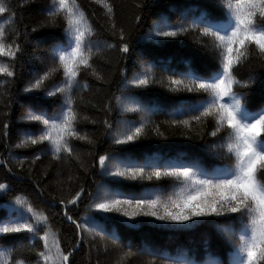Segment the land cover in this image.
I'll list each match as a JSON object with an SVG mask.
<instances>
[{"label": "snow or ice", "instance_id": "snow-or-ice-1", "mask_svg": "<svg viewBox=\"0 0 264 264\" xmlns=\"http://www.w3.org/2000/svg\"><path fill=\"white\" fill-rule=\"evenodd\" d=\"M109 19L112 34L118 32L119 42L111 43L93 40L96 29L79 0H51L46 7L47 21L56 26L57 20L63 22V36L50 47L51 63L42 73H36L23 87L25 94L35 96L43 93L45 97L58 98L55 110H50L45 103H29L20 120L34 124L24 133V139L15 144V148L43 145L41 152L33 157V162L41 155L50 154L54 161L70 163L80 160L77 145L73 141H86L94 144L87 133L81 134L79 124L92 120L82 114L80 105L84 95L91 91L92 85L87 79L90 75L97 81H104L105 76L98 69L96 58L118 47L124 56L131 52L132 45L126 36L125 28L117 29L115 23V5L110 0H95ZM219 5V14L210 11L201 12L188 25L183 22L170 23L161 16L154 21L153 30L144 37L158 40L160 43L188 33L198 32L195 42L209 47L215 53L217 65L214 70L199 74L191 65L186 72L168 78L167 88L172 92L200 94L195 102L181 105L177 114L185 119H173L171 124L191 128L193 125L206 126L212 122L211 137L218 134L219 143L210 145L219 149L231 165L222 168H205L199 161L189 163H170L163 168L149 162L137 164L130 160H117L116 155L105 153L98 156L101 175L130 180L175 177L182 181V187L167 199L136 198L119 191H113L103 184H98L95 192L87 193L83 185L78 190H70L66 197L59 200L63 218L74 226V243L67 250L62 246L60 233L54 232L52 223L44 210L34 206L24 194H12V186L0 182V197L8 196L10 214L0 217V235L26 233L28 243L18 246L0 245V264H73V254L85 239V233H92L98 227V219L111 218L107 214L118 213L138 225L137 217H152L158 221L182 228H192L197 224H214L230 245L228 264H264V105L250 109L247 104L248 90L256 82L258 73L255 68L248 69L246 78L241 77L238 69L249 63L253 53L264 62V0H215ZM144 3L134 7L143 10ZM191 12L182 13L186 21ZM139 25L142 15L135 16ZM15 20V10L8 3L0 0V101L8 93L7 85L17 77V61L21 59L24 48L19 42L21 33ZM32 32H37L33 28ZM14 33V35H13ZM24 35H28L27 29ZM163 38V39H160ZM57 74L59 78L57 79ZM124 96L115 97L118 106L124 112H138L144 109L135 99L132 87L145 88L154 83L147 71L128 78L121 70ZM52 80L51 84L48 81ZM237 86L242 89L237 91ZM55 102V100L53 101ZM111 110V105L104 106ZM106 134L116 145H129L146 135V124L131 121H118L114 126L108 119L103 121ZM0 138L9 136L10 123H3ZM159 134V127L154 129ZM6 148L7 144L4 145ZM24 160L19 163L22 166ZM83 166V165H82ZM0 167H7L8 161L0 159ZM114 168V171H109ZM39 189V184L36 185ZM91 198L89 211L97 215L80 218L73 214L85 196ZM55 199V198H53ZM15 205L16 207H13ZM50 207H57L55 203ZM230 214H237L232 216ZM207 218H221L209 220ZM191 222V223H189ZM36 241L42 242V249L37 250ZM34 252V257L32 253ZM135 255L129 249L122 251L117 264ZM149 264H155V260ZM162 264H225L219 255L211 250L210 242L205 241L204 259L195 254L179 251L176 256H167Z\"/></svg>", "mask_w": 264, "mask_h": 264}, {"label": "trees", "instance_id": "trees-1", "mask_svg": "<svg viewBox=\"0 0 264 264\" xmlns=\"http://www.w3.org/2000/svg\"><path fill=\"white\" fill-rule=\"evenodd\" d=\"M8 3V0H3ZM115 5V23L117 29L125 28L126 36L132 45L130 54L122 56L118 47L115 51L96 58L98 69L105 76L104 81H97L88 75L91 91L84 95V102L80 105L82 114L89 115L92 120L82 121L79 124L81 134L87 133L95 141L89 144L86 141H73L77 145L80 160L72 159L70 163L54 161L50 154L41 155L33 162V157L42 151L43 145L15 148L14 145L24 139V133L36 125H30L19 119L29 103L39 101L45 103L50 110H55L58 98L45 97L43 93L35 96L23 93L22 89L29 79L36 73H42L50 65V47L63 36V22L57 20L56 26L49 24L41 27L47 21L46 7L51 0H11L15 10V20L21 39L19 42L24 48L23 55L17 61V77L8 84L7 90L13 102L6 94L0 101V133L3 132V123H10L9 136L0 138V159L8 161L7 167H0V182H7L12 186V194H24L29 197L34 206L44 210L49 216L54 232L60 233L62 246L67 250L74 243V226L63 218L59 200L66 197L70 190H78L83 185L87 193L95 192L98 184H103L113 191H119L135 196L136 198L167 199L174 195L181 187L182 181L175 177L153 178L151 180L113 178L100 174L98 156L106 152L114 154L117 160L132 161L137 164L149 162L161 168L170 163H189L199 161L205 168H222L231 165L219 149L210 147L212 143H219V137L207 135L212 130V122L206 126L193 125L191 128L171 124L173 119L182 120L186 116L177 114L181 105H188L200 94L187 92H172L167 88L170 76L186 72L189 66L199 74L214 70L217 65L215 53L209 47L195 42L198 32L190 30L182 36L171 39L170 42L160 43L158 40H149L144 37L153 30L154 21L161 16L167 17L170 23L183 22L185 27L203 11L219 14V5L215 0H110ZM144 3V9L134 7L136 3ZM85 9L96 35L93 40L103 42L107 39L118 45L119 35L112 34L110 21L105 10L95 0H79ZM191 12L187 20H182V13ZM142 15V22L137 25L135 16ZM37 32H32V29ZM27 29L28 35H24ZM14 35V33H13ZM163 39V38H160ZM255 68L258 73H264V62L253 53L252 59L238 69L241 77L246 78L248 69ZM121 70L131 78L133 75L145 71L153 78L154 83L145 88L132 87L135 99L144 109L138 112H124L118 106L115 97L127 94L122 89ZM57 79L59 74H57ZM53 81L49 80L48 84ZM4 89H0L3 91ZM237 91H241L238 86ZM55 100V102H53ZM111 105V110L104 106ZM247 104L250 109H257L264 105V76H258L256 82L248 90ZM108 119L114 126L118 121H131L146 124V135L129 145H116L106 134L103 121ZM159 127V134L155 128ZM7 144L6 148L4 145ZM24 160L21 166L19 161ZM83 165V166H82ZM110 168L109 171H114ZM39 184V189L36 185ZM55 198V199H53ZM91 198L85 196L73 214L86 218L87 215H97L89 211ZM8 196L0 197V217L10 214ZM55 203L57 207H50ZM13 207H16L13 205ZM108 219H98V227L92 233H85V239L74 252L73 264H117L120 253L131 249L135 255L126 258L122 264H162L167 256H176L179 251L195 254L196 258L204 259L205 241L210 242L211 250L219 255L225 264H228L230 245H228L214 224H197L192 228H182L170 225L152 217L140 216L136 218L138 225L118 213L107 214ZM236 216L237 214H230ZM220 220L221 218H207ZM191 223V222H189ZM26 233H12L0 235V245L18 246L27 244ZM37 250L42 249V242L36 241ZM34 257V252L32 253Z\"/></svg>", "mask_w": 264, "mask_h": 264}]
</instances>
